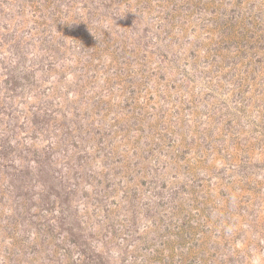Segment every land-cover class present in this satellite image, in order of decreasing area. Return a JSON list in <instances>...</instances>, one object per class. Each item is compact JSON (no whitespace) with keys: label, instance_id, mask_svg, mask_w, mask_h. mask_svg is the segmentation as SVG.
Instances as JSON below:
<instances>
[{"label":"rangeland","instance_id":"rangeland-1","mask_svg":"<svg viewBox=\"0 0 264 264\" xmlns=\"http://www.w3.org/2000/svg\"><path fill=\"white\" fill-rule=\"evenodd\" d=\"M0 264H264V0H0Z\"/></svg>","mask_w":264,"mask_h":264}]
</instances>
